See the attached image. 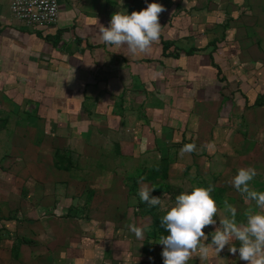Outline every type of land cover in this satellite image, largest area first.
<instances>
[{
	"label": "crops",
	"instance_id": "obj_1",
	"mask_svg": "<svg viewBox=\"0 0 264 264\" xmlns=\"http://www.w3.org/2000/svg\"><path fill=\"white\" fill-rule=\"evenodd\" d=\"M175 1L176 8L170 9L167 5L172 6L171 0H157L164 6L159 14L161 35L149 50L133 54L125 47H109L100 39L98 27L109 26L118 11L112 7L116 4L107 2V8L105 1L59 0L57 24L35 28L13 16L11 0H0V225L21 219L7 211L9 204H16L14 194L19 206L25 208H15L16 212L23 215L32 209L35 214L38 209L49 211L45 209L48 204H53V211L61 208L57 204L64 186L59 178L64 167L73 170L68 163L76 127L82 133L93 127L99 136H111L118 145L123 143L127 156L138 160L147 156L142 153L151 146L165 145L167 140L189 144L191 137L203 141L214 134L213 130L217 134L214 125L200 124L213 122L222 103L216 95L206 93L207 83L231 80L221 71L215 53L224 48V54L237 61L238 49L245 50L248 45L242 44L237 21H231L233 26L226 31L222 29L220 37L206 31L204 13L192 21L187 16L194 9L185 10L182 0ZM189 1L194 5L202 0ZM146 2L143 8L153 0ZM250 5L241 6L240 12L231 16H250L243 22L248 31L242 36L254 48L260 46L254 28L263 24L254 17L264 20V6ZM219 9L213 12L212 20L222 27L226 8ZM164 43L170 44L166 50ZM210 49L216 52L211 54ZM248 60V64L256 63L255 59ZM259 96L264 98V90ZM206 107L208 111H204ZM79 114L81 117H77ZM130 132L133 142L141 144L137 148L124 144L129 143L124 137ZM144 144L147 148L143 152ZM33 194L32 202L29 199ZM62 252L65 264H95L88 249ZM48 255L53 257V253Z\"/></svg>",
	"mask_w": 264,
	"mask_h": 264
},
{
	"label": "rangeland",
	"instance_id": "obj_2",
	"mask_svg": "<svg viewBox=\"0 0 264 264\" xmlns=\"http://www.w3.org/2000/svg\"><path fill=\"white\" fill-rule=\"evenodd\" d=\"M97 1L116 4L112 7L129 13L135 8L141 10L146 2ZM171 1L172 6L168 4V8H176V1ZM256 1L264 6V0H202L196 1L194 5H190L193 2L189 0H182L185 10L194 9L187 16L192 21L194 18L199 19V14L204 13L208 33L215 32L221 37L222 29L226 31V27L233 26L231 21H237L242 44L248 45L244 47L245 50L238 49L237 61L234 56L225 55L224 48H219L217 53L214 49L208 51L216 54L221 71L226 75L228 73L231 79V87L225 80L207 83L206 93L216 95L222 103L216 109V114L212 113L215 116L211 121L213 124L207 121H201L200 124L214 125L217 134L213 130L214 134L203 141L191 137L190 141L196 148L183 154L180 149L185 144L179 141L167 140L165 145L151 146V151H145L147 146L144 144L142 151L145 152L142 154L147 156L139 157L138 160V157L127 156L123 143L118 145L117 140L110 138L107 133L105 136L108 137L103 138L93 127L84 131L85 133L77 130L80 127H76L73 129V155L68 163L73 165V170L70 172L64 165L63 174L59 178L64 186L62 198L57 204L61 208L53 211V204H48L45 209L49 211L42 212L43 209H38L35 214L32 209L28 212L30 214L23 215L16 212L17 208H25L21 204L19 206L14 194L13 203L16 204H9L7 211L15 212L13 216L20 215L21 219H15L14 223L6 226L0 225V264H51L52 261L65 264L61 253L70 248L77 252L82 248L88 249L95 264H163L161 253L164 246L158 242L162 234L167 235V230L160 226L162 214L158 207L140 201L137 193L144 186L155 188L152 196L160 197L165 203L174 202L176 195L182 191H190L193 186H214L212 196L218 207V213L214 216L217 224L205 226L204 232L209 236L206 243L211 241L210 234L219 227V216L226 214L223 211L224 201L237 207L238 222L245 221V214L249 209L257 210L255 201L245 202L241 193L230 183L238 169L252 167L257 175L250 181V186L264 191V106L261 105L264 98L259 96L264 90V79L261 78L264 74V20L263 17L253 15L255 21H263V24H257L253 33L255 38L260 39L256 40L260 42V46L251 48L249 39L242 36L243 32L248 31V26L243 25V22L250 16H231L233 12L238 14L241 6L258 4ZM104 6L106 7L105 4ZM230 6L236 8L231 9ZM217 8H226L224 11L227 18L222 27L215 26V21L212 20ZM249 9L251 11L252 7ZM260 27L262 31H259ZM248 51L252 53V57ZM248 59H255L256 63L248 64ZM258 61L263 64H258ZM208 103L207 101V106ZM204 111H208V107ZM77 117H81V114ZM144 123L147 124V120ZM113 132H109V135H113ZM133 137L130 132L124 137L129 143L124 144L137 148L141 144L133 142ZM63 152L65 149H62ZM150 152L151 154H147ZM65 156L69 159L68 154ZM38 179L41 180L42 177ZM33 199L34 194L29 200L33 202ZM133 223L145 229L143 239H137L129 230L128 226ZM228 248L226 245L220 253L211 250L204 260L193 253L188 264H248L239 259L238 252L233 254ZM31 250L36 252L30 253ZM49 253H53V257Z\"/></svg>",
	"mask_w": 264,
	"mask_h": 264
},
{
	"label": "clouds",
	"instance_id": "obj_3",
	"mask_svg": "<svg viewBox=\"0 0 264 264\" xmlns=\"http://www.w3.org/2000/svg\"><path fill=\"white\" fill-rule=\"evenodd\" d=\"M164 6L153 0L140 11H118L109 21V26L100 24V39L109 47H125L131 53L145 52L161 35L159 14ZM194 143L185 144L181 154L194 151ZM257 175L254 168H240L231 178L232 186L241 193L245 202L255 201L256 209H249L245 221L238 222L237 207L224 201L223 217L219 216V227L210 234L204 228L216 225L214 216L218 213L217 202L212 196L214 186H193L190 191H182L175 196L174 202L165 203L160 197L152 196L155 188L142 187L137 195L141 202L158 207L162 214L160 226L167 230L161 235L163 264H188L192 254L196 253L201 260L208 257L211 250L220 253L225 246L248 264H264V191L250 186ZM129 230L137 239H143L145 229L131 224Z\"/></svg>",
	"mask_w": 264,
	"mask_h": 264
},
{
	"label": "built area",
	"instance_id": "obj_4",
	"mask_svg": "<svg viewBox=\"0 0 264 264\" xmlns=\"http://www.w3.org/2000/svg\"><path fill=\"white\" fill-rule=\"evenodd\" d=\"M13 16L35 28H48L57 24L60 16L59 0H11Z\"/></svg>",
	"mask_w": 264,
	"mask_h": 264
},
{
	"label": "trees",
	"instance_id": "obj_5",
	"mask_svg": "<svg viewBox=\"0 0 264 264\" xmlns=\"http://www.w3.org/2000/svg\"><path fill=\"white\" fill-rule=\"evenodd\" d=\"M164 45H165V50H166V49L169 48V45H170V44H169V43H168V44L164 43Z\"/></svg>",
	"mask_w": 264,
	"mask_h": 264
}]
</instances>
